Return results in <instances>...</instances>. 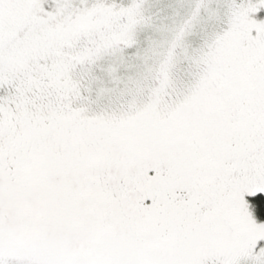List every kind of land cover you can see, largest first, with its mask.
Returning a JSON list of instances; mask_svg holds the SVG:
<instances>
[{
	"label": "snow or ice",
	"instance_id": "obj_1",
	"mask_svg": "<svg viewBox=\"0 0 264 264\" xmlns=\"http://www.w3.org/2000/svg\"><path fill=\"white\" fill-rule=\"evenodd\" d=\"M0 264H264V0H0Z\"/></svg>",
	"mask_w": 264,
	"mask_h": 264
}]
</instances>
